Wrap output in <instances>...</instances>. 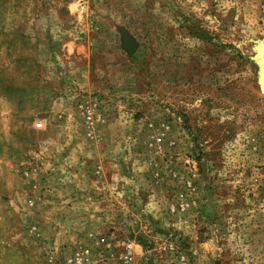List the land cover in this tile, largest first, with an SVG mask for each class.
<instances>
[{
	"label": "rangeland",
	"instance_id": "1",
	"mask_svg": "<svg viewBox=\"0 0 264 264\" xmlns=\"http://www.w3.org/2000/svg\"><path fill=\"white\" fill-rule=\"evenodd\" d=\"M263 41L264 0H0V264H121L127 241L141 264H197L202 244L219 249L203 264H264ZM91 98L95 137L79 109ZM68 119L130 153L124 202H101L119 223L93 240L68 223L98 209L41 202ZM146 184L167 225L134 202Z\"/></svg>",
	"mask_w": 264,
	"mask_h": 264
},
{
	"label": "crops",
	"instance_id": "2",
	"mask_svg": "<svg viewBox=\"0 0 264 264\" xmlns=\"http://www.w3.org/2000/svg\"><path fill=\"white\" fill-rule=\"evenodd\" d=\"M88 90L92 91L94 89L89 86ZM61 126L66 128L65 134H62L58 138V141L55 140L56 149L52 150L53 156H50L52 160L49 159L48 165L46 164L43 167V171L50 170V176L45 184L40 185L46 189L41 192L43 196H46L41 199V202H60L59 206L65 205V203L61 204V202H67V206L70 205L75 211L78 209L82 214H85L86 209H90V207L93 212H97L96 209H98L100 213L99 218L93 217V215H96L95 213L90 214L88 212V220L85 221L86 219H84L82 223V218L77 213L69 219L68 223V228L73 230L75 238L76 235L78 237L77 231H79L87 239L93 240L92 238L102 236V233L106 234L104 230L111 228L108 222H112L114 225L119 223L115 217L108 214V207L104 208L105 205H103V209L105 210L101 209V202H124L125 199L122 198L125 193L124 181L127 180L125 171L130 153L121 151V146L119 145L113 148V150H108L107 148L101 150L102 148H98L97 142L87 140L86 138L81 140L79 136L73 133L74 124L71 119H68ZM116 127L109 126L111 134L115 136H113L114 138L110 137V141H116L118 144V140L122 136L117 137ZM108 148L112 147L108 146ZM97 165L102 166L101 177L96 176L94 173ZM137 176L140 177L141 172L137 173ZM143 183L146 182L144 181ZM137 189V196L133 198L134 202H143L145 205L143 211L152 217L157 226L167 225L166 215H164V205L158 202V198L156 199V190L151 188L149 192L148 184ZM141 189L146 192H141ZM138 192L140 195H138ZM83 216H86V214ZM110 219L115 220L111 221ZM178 225L181 228L182 222H179ZM146 228L147 225L140 227L143 230L142 233L148 236L147 233H150L151 230H147ZM144 234L141 237H145ZM133 240L136 246L141 247L136 238H133ZM204 245L202 244L201 248H199L197 264H203L202 259H205L209 253H212L211 255L213 256L219 252V249H215V246L206 248ZM200 261L202 262L200 263Z\"/></svg>",
	"mask_w": 264,
	"mask_h": 264
},
{
	"label": "built area",
	"instance_id": "3",
	"mask_svg": "<svg viewBox=\"0 0 264 264\" xmlns=\"http://www.w3.org/2000/svg\"><path fill=\"white\" fill-rule=\"evenodd\" d=\"M79 109L83 114L88 136L89 137H95L96 128H97L98 124L104 122V120H105L103 112L101 110V104L98 102V100H94L91 98V100H88L86 102L79 104ZM149 127L153 129L155 126L153 123H149ZM170 129H171L170 123L169 122L165 123L163 126V132L160 133L158 136H155V138H154V142H155L157 148L160 150L159 152H162L163 143L165 141L166 134H168L170 132ZM169 143H170V145H173L174 141L171 140ZM96 173L98 175H100L102 173V166H97ZM172 176L174 178H176V177H178V174L172 173ZM180 207L181 208H178L176 206H172L170 210L173 213H175L177 211H181L184 209L183 205H181ZM123 247H124V253H123V256L121 258V261H122L121 264H141V262H137L135 260L134 243L132 241L124 242ZM80 259L81 258L79 256H77L75 258V261L79 262Z\"/></svg>",
	"mask_w": 264,
	"mask_h": 264
},
{
	"label": "water",
	"instance_id": "4",
	"mask_svg": "<svg viewBox=\"0 0 264 264\" xmlns=\"http://www.w3.org/2000/svg\"><path fill=\"white\" fill-rule=\"evenodd\" d=\"M119 30L122 35L123 47L129 53V55L132 56L139 47V43L125 27L121 26L119 27ZM260 58L264 61V41L262 42ZM262 84L264 89V71L262 75Z\"/></svg>",
	"mask_w": 264,
	"mask_h": 264
}]
</instances>
